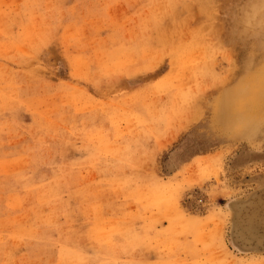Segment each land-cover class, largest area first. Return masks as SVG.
I'll use <instances>...</instances> for the list:
<instances>
[{"label": "rangeland", "instance_id": "rangeland-1", "mask_svg": "<svg viewBox=\"0 0 264 264\" xmlns=\"http://www.w3.org/2000/svg\"><path fill=\"white\" fill-rule=\"evenodd\" d=\"M263 86L264 0H0V264H264Z\"/></svg>", "mask_w": 264, "mask_h": 264}, {"label": "bare ground", "instance_id": "bare-ground-1", "mask_svg": "<svg viewBox=\"0 0 264 264\" xmlns=\"http://www.w3.org/2000/svg\"><path fill=\"white\" fill-rule=\"evenodd\" d=\"M262 91L264 92V86H263V88H262ZM260 99V98H259ZM260 101V100H259ZM252 197V196H251ZM249 198L248 200H253V201H255L254 200V198ZM259 199V198H258ZM258 199H256V200H258ZM261 199V198H260ZM248 200H239L240 202H243V201H248ZM258 201H260V200H258ZM258 201L257 202H250L251 204H252V206H257V208H261V207H259L260 205V203L258 204ZM264 201V200H263ZM262 201V202H263ZM232 202H234V201H232ZM244 203V202H243ZM264 203V202H263ZM242 204V203H241ZM249 204V203H248ZM247 204V206H249ZM258 204V205H257ZM234 206H235V204H233ZM240 205V204H239ZM243 205H245V204H243ZM246 206V205H245ZM263 206H264V204H263ZM228 208V207H227ZM229 208H231V206L229 205ZM228 210V209H227ZM251 210V209H250ZM262 210V209H261ZM229 211V210H228ZM248 212V211H247ZM257 212H259V211H257ZM257 212H256V209H255V207H254V210L252 211V212H249V216L251 217H249V221H247V222H245L244 223V220L241 222V224H240V228H242L241 229V231L239 230V231H237V229H235L236 230V233H235V237H236V239H238V240H240V237H241V239H242V241L243 242H246L245 244H243L242 245V250L243 251H251V252H259V253H264V236H260V234H263L264 235V231H262V229H261V218L263 217H260L259 219H255V217H254V215H255V213L257 214ZM262 212H263V210H262ZM264 213V212H263ZM260 216H261V214L260 213H258ZM257 214V215H258ZM229 215H230V211H229ZM259 217V216H258ZM233 218V217H232ZM264 218V217H263ZM264 220V219H263ZM231 223H232V220H231ZM230 232H231V229H230ZM237 235V236H236ZM230 236H231V233H230ZM231 238V237H230ZM232 241V240H231Z\"/></svg>", "mask_w": 264, "mask_h": 264}, {"label": "water", "instance_id": "water-1", "mask_svg": "<svg viewBox=\"0 0 264 264\" xmlns=\"http://www.w3.org/2000/svg\"><path fill=\"white\" fill-rule=\"evenodd\" d=\"M260 236H264V235L260 234Z\"/></svg>", "mask_w": 264, "mask_h": 264}]
</instances>
